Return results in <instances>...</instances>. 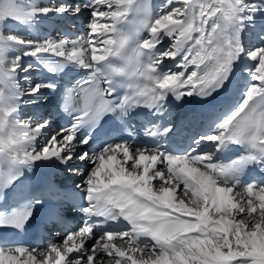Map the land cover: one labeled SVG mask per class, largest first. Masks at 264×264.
<instances>
[{
  "label": "snow or ice",
  "instance_id": "1",
  "mask_svg": "<svg viewBox=\"0 0 264 264\" xmlns=\"http://www.w3.org/2000/svg\"><path fill=\"white\" fill-rule=\"evenodd\" d=\"M84 12L86 35L75 39L33 40L0 31V198L24 169L43 160L82 176L75 189L83 199L78 222L68 225L61 209L49 218L50 225L66 227L60 242L47 247L3 236L9 229L24 232L41 198L0 210V264H264V176L239 179L250 168L264 173V0H163L155 13L148 0L54 6L0 0V26L31 27L50 13ZM23 57L37 59L50 74L66 66L86 73L60 92L59 110L72 115L71 123L39 147L37 138L51 120L33 127L18 110L44 100L45 89L56 93L58 83L25 75L26 87H18V72L34 67ZM165 61L175 68L164 69ZM240 81L238 104L185 152L163 146L171 124L135 122L137 109L161 114L169 96L206 100ZM105 117H114L126 138L82 149ZM82 127L88 134L81 138ZM140 132L148 139L137 143ZM201 142L217 151L230 144L244 151L213 162V153L196 150ZM33 179L48 199H69L55 174Z\"/></svg>",
  "mask_w": 264,
  "mask_h": 264
},
{
  "label": "bare ground",
  "instance_id": "2",
  "mask_svg": "<svg viewBox=\"0 0 264 264\" xmlns=\"http://www.w3.org/2000/svg\"><path fill=\"white\" fill-rule=\"evenodd\" d=\"M18 2L22 3H35L41 6H54L58 3L64 2V0H58V2H42V0H18ZM150 5L153 6L154 13L158 10L159 5L163 3V0H149ZM87 12H84L77 16H61L56 15L54 13H50L47 16H40L37 18V20L33 23L31 27L26 25H21L12 21H9L6 26H0V31H4L5 34H8L9 32H12L17 35H21L25 37L26 39H33V40H41L50 38L53 40H59L64 38L61 34V29L63 25H69L73 31V34L70 36V38L75 39L79 36L86 35L85 30L87 29ZM164 46H167V38H165ZM23 62L25 64H32L34 67L28 70L27 73L24 72H18L17 74V86L18 87H26L27 81L23 79L25 75L29 76L32 82H36V75H35V69L36 66L33 62L32 57H23ZM165 69H173L175 68V62L174 61H165ZM240 83H243L242 81L234 83L232 85V91H233V106H236L238 104L239 99L242 97V92L240 90ZM45 94V99L42 101H38L37 104H29V103H22L18 110V116L19 119L23 122H27L28 119L30 120V123H32V126H35V123L40 122L42 119H49L48 115V108H49V95H47V89L43 90ZM27 99V98H23ZM44 114V117L41 118V115ZM51 126H54L51 127ZM54 131H58L56 129L55 123L51 121L50 127L46 128L42 131L41 135L38 137L36 142V146L39 147L42 143L46 142L47 139L51 136V134ZM45 137L42 139V136ZM210 152V151H209ZM80 166L82 169L86 168L87 166L82 164L79 161H74L73 166ZM28 170V169H25ZM42 171L46 174H55L57 179L62 183H68L72 185H76L77 183H80L81 177H77L73 175L70 172H67L66 169L63 168V166L59 165L58 161H36L33 165V168L31 171ZM62 235L52 239L49 241L51 242H60V238ZM48 244V243H47ZM47 244H45L43 247H46Z\"/></svg>",
  "mask_w": 264,
  "mask_h": 264
},
{
  "label": "rangeland",
  "instance_id": "3",
  "mask_svg": "<svg viewBox=\"0 0 264 264\" xmlns=\"http://www.w3.org/2000/svg\"><path fill=\"white\" fill-rule=\"evenodd\" d=\"M51 127H53L54 128V126H51ZM45 137V134H44V136H42V139ZM40 138V137H39ZM39 138H37V139H39ZM47 247V246H46Z\"/></svg>",
  "mask_w": 264,
  "mask_h": 264
}]
</instances>
